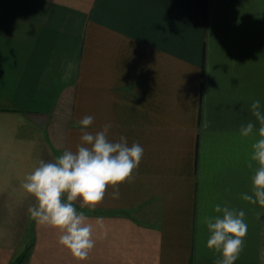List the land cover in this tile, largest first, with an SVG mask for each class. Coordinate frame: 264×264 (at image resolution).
Here are the masks:
<instances>
[{"label": "crops", "instance_id": "0c3cea01", "mask_svg": "<svg viewBox=\"0 0 264 264\" xmlns=\"http://www.w3.org/2000/svg\"><path fill=\"white\" fill-rule=\"evenodd\" d=\"M257 99L264 112V0H0V264H216L203 220L217 204L245 212L235 264H264V208L242 199L259 137L239 132L259 128ZM88 115L144 155L119 199L76 204L96 241L78 261L30 218L21 182L76 150Z\"/></svg>", "mask_w": 264, "mask_h": 264}, {"label": "clouds", "instance_id": "9594fccd", "mask_svg": "<svg viewBox=\"0 0 264 264\" xmlns=\"http://www.w3.org/2000/svg\"><path fill=\"white\" fill-rule=\"evenodd\" d=\"M75 68L74 62L67 63L63 82L71 79ZM250 108L259 128L250 121L241 125L239 132L242 137L257 134L259 138L252 144L247 164L249 169L256 165L251 178L252 194H242V199L264 208V112L258 99ZM93 122L91 115L79 121L81 136L75 151L65 149L53 161H39L21 182L25 195L35 200L28 208L30 218L40 226L56 229L60 233L58 243L78 261L87 259L96 241L93 223L84 212L77 211L76 204L94 210L103 202L109 187L113 189L112 198L119 199V186L134 181L144 155L139 143L129 146L123 135L109 139L110 123L99 131H88ZM207 126L206 122L204 127ZM214 211L221 215L203 220L209 233L206 246L222 257L216 264H235L244 249L248 230L245 212L220 204ZM100 222L97 218L96 223Z\"/></svg>", "mask_w": 264, "mask_h": 264}, {"label": "trees", "instance_id": "16d2710c", "mask_svg": "<svg viewBox=\"0 0 264 264\" xmlns=\"http://www.w3.org/2000/svg\"><path fill=\"white\" fill-rule=\"evenodd\" d=\"M24 263V255L17 257L12 264H23Z\"/></svg>", "mask_w": 264, "mask_h": 264}]
</instances>
